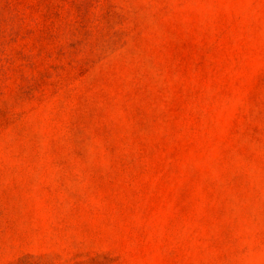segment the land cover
Segmentation results:
<instances>
[{
    "label": "rangeland",
    "instance_id": "obj_1",
    "mask_svg": "<svg viewBox=\"0 0 264 264\" xmlns=\"http://www.w3.org/2000/svg\"><path fill=\"white\" fill-rule=\"evenodd\" d=\"M0 264H264V0H0Z\"/></svg>",
    "mask_w": 264,
    "mask_h": 264
}]
</instances>
